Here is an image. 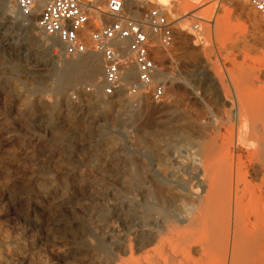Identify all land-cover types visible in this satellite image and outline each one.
Here are the masks:
<instances>
[{
    "label": "rangeland",
    "instance_id": "obj_1",
    "mask_svg": "<svg viewBox=\"0 0 264 264\" xmlns=\"http://www.w3.org/2000/svg\"><path fill=\"white\" fill-rule=\"evenodd\" d=\"M184 1L159 5L168 11L175 43L157 48L161 59L154 50L175 91L164 79V102L144 97L124 108L112 107L115 96L103 90L109 108L85 103L82 95L96 91L86 80L53 86L50 73L61 65L55 59L88 55H55V39L0 2V264H71L97 212L121 194L140 200L132 181L166 172L169 159L180 163L176 155L195 115L203 119L211 108L220 114L219 104L230 107L238 91L264 89V18L248 0ZM55 238L63 241L59 249L51 245Z\"/></svg>",
    "mask_w": 264,
    "mask_h": 264
},
{
    "label": "bare ground",
    "instance_id": "obj_2",
    "mask_svg": "<svg viewBox=\"0 0 264 264\" xmlns=\"http://www.w3.org/2000/svg\"><path fill=\"white\" fill-rule=\"evenodd\" d=\"M144 1L157 7L181 2ZM247 5L256 13L250 0ZM10 7V15L17 13L15 5ZM36 20L37 15L30 20L34 27ZM157 48L161 49L157 45L153 53L161 59ZM86 55L80 61L55 59L54 65L59 61L61 65L50 73L53 86L60 90L89 81L96 91L83 92V101L109 108L100 94L103 61L100 55ZM135 78L136 68L130 66L125 85ZM157 78L165 85L166 79L175 91L165 70ZM245 91L235 93L230 107L227 101L219 104L222 113L211 108L203 119L194 116L196 126H182L187 129L176 155L181 164L169 159L162 168L166 172L155 171L148 182L132 181L129 186L137 187L140 200L132 202L121 194L112 208L97 212L92 229L83 235L84 248L74 254L71 264H264V89ZM127 96L123 89L111 101L112 107L124 108L144 98ZM53 242L59 249L63 241Z\"/></svg>",
    "mask_w": 264,
    "mask_h": 264
},
{
    "label": "built area",
    "instance_id": "obj_3",
    "mask_svg": "<svg viewBox=\"0 0 264 264\" xmlns=\"http://www.w3.org/2000/svg\"><path fill=\"white\" fill-rule=\"evenodd\" d=\"M0 1L15 5L25 23L37 15L35 26L41 35L60 43L57 55H100L105 96L113 97L124 89L130 98L166 100V85L157 78L164 69L153 53L157 45L165 51L175 43V31L163 6L145 8L137 0ZM250 4L264 18V0H250ZM199 28L194 24V29ZM130 66L136 68V78L126 86L124 75Z\"/></svg>",
    "mask_w": 264,
    "mask_h": 264
}]
</instances>
